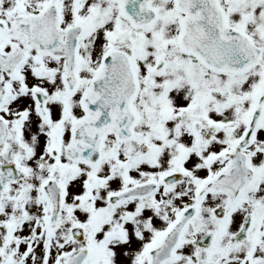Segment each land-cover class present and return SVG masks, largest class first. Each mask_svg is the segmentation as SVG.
<instances>
[{
	"label": "snow or ice",
	"instance_id": "1",
	"mask_svg": "<svg viewBox=\"0 0 264 264\" xmlns=\"http://www.w3.org/2000/svg\"><path fill=\"white\" fill-rule=\"evenodd\" d=\"M0 264H264V0H0Z\"/></svg>",
	"mask_w": 264,
	"mask_h": 264
}]
</instances>
